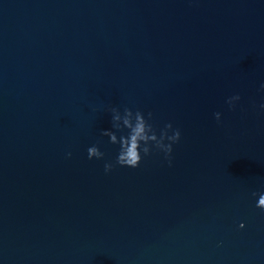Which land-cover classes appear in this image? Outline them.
<instances>
[{
    "label": "water",
    "instance_id": "obj_1",
    "mask_svg": "<svg viewBox=\"0 0 264 264\" xmlns=\"http://www.w3.org/2000/svg\"><path fill=\"white\" fill-rule=\"evenodd\" d=\"M262 84L264 0H0V264H264ZM110 107L171 166L105 174Z\"/></svg>",
    "mask_w": 264,
    "mask_h": 264
},
{
    "label": "clouds",
    "instance_id": "obj_2",
    "mask_svg": "<svg viewBox=\"0 0 264 264\" xmlns=\"http://www.w3.org/2000/svg\"><path fill=\"white\" fill-rule=\"evenodd\" d=\"M261 89L264 90V84L261 85ZM240 99V96L236 95L229 98L227 103L231 108H234L235 103ZM260 107L264 109V104H261ZM108 111L111 114V130H103L101 135L107 137L110 144L118 145L119 151L114 163H105V174L112 172L116 166L137 169L143 158L150 156L153 150L163 153L164 158L171 166L173 145L181 139L179 129H174L172 124L169 123L157 135V129L151 123L153 119L151 112L145 118L143 112L133 111L127 107L123 109V112L116 107H110ZM215 118L219 122L221 119L220 113H216ZM117 133H120V135H117ZM87 154L89 160H102L105 157V154L100 151L97 145L89 147ZM68 155L70 157L71 153ZM252 195L254 197L258 196L256 207L264 211V192H253ZM243 227L244 225L241 224L240 228Z\"/></svg>",
    "mask_w": 264,
    "mask_h": 264
}]
</instances>
